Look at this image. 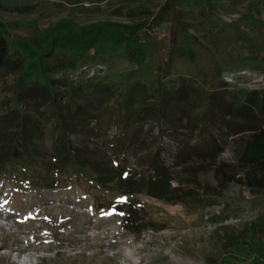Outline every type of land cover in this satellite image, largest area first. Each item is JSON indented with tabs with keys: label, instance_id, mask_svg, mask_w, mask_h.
<instances>
[{
	"label": "rangeland",
	"instance_id": "1",
	"mask_svg": "<svg viewBox=\"0 0 264 264\" xmlns=\"http://www.w3.org/2000/svg\"><path fill=\"white\" fill-rule=\"evenodd\" d=\"M0 30L19 61L9 76L0 72V144L27 118L44 123L38 143L53 152L58 128L47 120V105L18 98L31 83L98 76L120 93L135 81L152 89L170 87L179 77L212 88L226 82L230 87L214 95L217 105L221 95L264 88V0H0ZM160 127L149 123L145 130L159 136ZM116 131L89 138L87 158L128 173L147 169L158 150L152 140L118 142ZM172 135L161 140L159 153L172 186L194 190L182 196L184 203L75 180L37 190L16 171L8 174L0 181V264L264 261V193L224 189L216 166L202 154L209 148L204 142L216 138L218 162L234 161L237 144L220 131ZM71 139L79 147L80 138ZM138 218L141 230L135 233L129 226Z\"/></svg>",
	"mask_w": 264,
	"mask_h": 264
},
{
	"label": "trees",
	"instance_id": "2",
	"mask_svg": "<svg viewBox=\"0 0 264 264\" xmlns=\"http://www.w3.org/2000/svg\"><path fill=\"white\" fill-rule=\"evenodd\" d=\"M15 65H19V61L11 58L10 42L0 30V72L9 76ZM211 85L195 78L179 77L170 87L153 89L135 81L119 93L110 80L105 77L100 80L98 76L87 80H55L46 85L31 83L19 90L18 98L42 100L47 105L51 113L47 120L56 121L58 128L53 152L47 153L38 143L45 136L44 123L22 118L20 130L10 138L1 139L0 181L16 171L37 190L61 189L75 180L108 188L116 184L124 188L127 195L144 193L161 201L184 203L182 196L194 190L185 189L183 185L172 186L174 179L160 157V142L167 134L173 133L176 138L184 130L191 133L220 131L226 138H232L239 148L234 161L218 162L222 153L219 141L214 138V141L204 142L209 148H204L202 154L216 166L220 185L224 189L237 185L253 194L264 193V88L241 96L221 95L217 105L213 102L215 93L226 91L230 85L226 82L214 88ZM149 123L161 126L159 136L154 135L153 129L145 130ZM3 125L0 120V128ZM114 128L117 129L114 140L118 142L139 146L152 140L158 150L147 169L128 173L120 166L112 169L87 158L89 138L100 140L99 137L108 136ZM73 134L80 138L79 147L71 139ZM43 162L49 165H42ZM68 175V181H61ZM141 221L138 218L129 229L140 232Z\"/></svg>",
	"mask_w": 264,
	"mask_h": 264
},
{
	"label": "bare ground",
	"instance_id": "3",
	"mask_svg": "<svg viewBox=\"0 0 264 264\" xmlns=\"http://www.w3.org/2000/svg\"><path fill=\"white\" fill-rule=\"evenodd\" d=\"M0 217H2V216H0ZM0 228H5V227H4V225H3V224H0ZM127 259H128V260H131V259H132V257H128Z\"/></svg>",
	"mask_w": 264,
	"mask_h": 264
}]
</instances>
